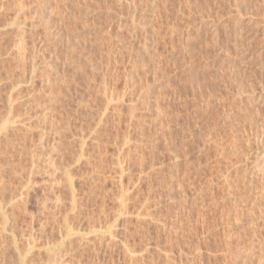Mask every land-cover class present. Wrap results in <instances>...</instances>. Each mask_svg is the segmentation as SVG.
<instances>
[{
    "label": "rangeland",
    "instance_id": "rangeland-1",
    "mask_svg": "<svg viewBox=\"0 0 264 264\" xmlns=\"http://www.w3.org/2000/svg\"><path fill=\"white\" fill-rule=\"evenodd\" d=\"M0 15V67L47 132L27 139L32 182L0 198V264H131L125 243L156 264H264V0H0Z\"/></svg>",
    "mask_w": 264,
    "mask_h": 264
},
{
    "label": "bare ground",
    "instance_id": "bare-ground-1",
    "mask_svg": "<svg viewBox=\"0 0 264 264\" xmlns=\"http://www.w3.org/2000/svg\"><path fill=\"white\" fill-rule=\"evenodd\" d=\"M8 2V1H7ZM16 2V1H15ZM12 3V2H11ZM10 3V5H12ZM5 4V3H4ZM20 4V3H19ZM9 5V6H10ZM13 5H14V2H13ZM17 5V4H16ZM4 6V5H3ZM52 6V5H51ZM6 7V6H5ZM6 8H9V7H6ZM44 9V8H43ZM46 10V9H45ZM48 11V10H47ZM45 12V11H44ZM52 12H53V10L51 9V10H49L46 14H44L43 12V16L42 15H39V17L41 18V16L43 17V18H41L42 20H45L46 21V28L47 27H51V26H49L50 24H51V22L52 21H54L53 19H55V17H53V15H52ZM7 13V12H6ZM37 13V12H36ZM38 14V13H37ZM1 16V15H0ZM3 18V17H2ZM45 18V19H44ZM1 19V18H0ZM41 20V21H42ZM15 21V20H14ZM43 22V21H42ZM15 24H17L18 22L16 21V22H14ZM19 24V23H18ZM17 24V25H18ZM43 24V23H42ZM48 28V29H49ZM51 29V28H50ZM49 29V30H50ZM24 30V29H23ZM1 32V34H2V31H0ZM5 32V31H4ZM58 33V32H57ZM57 33H55V34H57ZM0 34V35H1ZM23 35V34H22ZM3 37V36H2ZM1 40H0V42L4 39V38H0ZM19 40H20V38H19ZM23 40V39H22ZM1 44V43H0ZM2 45H3V47H4V44L2 43ZM2 45L0 46V47H2ZM26 45V44H25ZM262 45V44H261ZM261 45H259V46H261ZM2 47V48H3ZM23 47V46H22ZM41 47V46H40ZM20 48H21V45H20ZM24 48V47H23ZM261 48V47H260ZM264 48V47H263ZM2 50H4V49H2ZM264 50V49H263ZM4 51H6V50H4ZM257 52V51H256ZM1 54H2V51L0 52ZM22 52L20 51V54H21ZM28 53V52H27ZM4 54V53H3ZM6 54V53H5ZM258 54H260V52L258 51ZM263 54V53H262ZM23 55H25V54H23ZM261 55V54H260ZM1 56V55H0ZM4 56V55H3ZM22 56V55H21ZM9 57V56H8ZM3 58H6V56L5 57H3ZM3 58L1 57V59L0 60H2L3 61ZM20 58V57H19ZM22 59H19V63H20V61L21 60H23V56L21 57ZM258 58V57H257ZM7 59V58H6ZM261 59V58H260ZM257 60V59H256ZM255 60V61H256ZM2 61H0V63H1V65H2ZM4 61H5V59H4ZM22 62V61H21ZM264 63V62H263ZM0 65V66H1ZM3 65H5V63L3 64ZM20 65V64H19ZM17 66V65H16ZM16 66L14 67L15 69H16ZM56 66V65H55ZM261 66V65H260ZM1 68V67H0ZM3 68H5V66L3 67ZM3 68H1L0 70H2ZM18 68H20V67H17V69ZM6 70H2V71H0L1 72V74L3 75V73L4 72H6L5 74H7V75H5L6 76V78L3 76L2 77V75H0L1 76V78H0V80L1 79H5V81L4 80H2V83H1V81H0V94H1V92H3V88H4V90H6V91H8L7 92V94H6V92H4L5 94H6V96L3 94V95H1L0 96V99H1V97L3 96H5L6 97V100H4V98H2L3 100V103H5V104H2L1 103V101H0V105H2V106H0V107H5V109H7L6 111H5V109H2V108H0V109H2V110H4L5 111V114H4V111L2 112V113H0V198H2V196L5 194L4 192L5 191H7V190H9V189H11L9 192H12V191H15L14 190V188L16 187L17 189H19V192H20V194H23V189H21V188H27V185H29V183H31L32 182V177H33V168H34V166L36 165V155L33 153V150L31 149V145H34V143L32 144L31 143V145H30V143H28L27 144V139L29 138V137H33L34 136V134L33 133H35L34 132V130H35V126H37L38 127V125H33V123H32V121L33 122H35L34 120H32L33 118H32V110H33V107L31 106L32 105V103H31V97H29V98H26L25 96H26V93H24V90L23 89H21L22 88V86H21V88L19 87V85L20 84H16V82H15V79H12L11 77H13V75H15L14 73H11L13 70V67H12V69L11 70H7L8 68H5ZM44 69V68H43ZM43 69H41V70H43ZM20 70V69H19ZM14 71H16V70H14ZM44 71V70H43ZM43 71H41V72H43ZM45 72V71H44ZM44 72L42 73V74H44ZM11 74H13L12 76H11ZM60 74V73H59ZM18 75V74H17ZM17 75H15L14 77H17ZM57 78V77H56ZM58 79V78H57ZM51 80V79H50ZM12 81H14L15 82V85L13 84V82ZM19 81V80H18ZM55 81V80H54ZM53 81V82H54ZM66 81V80H65ZM20 82V81H19ZM18 82V83H19ZM66 83V82H65ZM18 85V86H17ZM26 86V85H25ZM9 88V89H8ZM20 88V89H19ZM24 88V87H23ZM2 90V91H1ZM63 90V89H62ZM64 91H65V89H64ZM16 94V95H15ZM68 96V95H67ZM57 99V98H56ZM262 100V99H261ZM55 102V99H52V102ZM57 101V100H56ZM63 102V101H62ZM149 103V102H148ZM5 105V106H4ZM64 106V105H63ZM37 108V107H36ZM36 108H35V110H36ZM66 108V107H65ZM2 110H0V112L2 111ZM38 110V109H37ZM66 110V109H65ZM68 112V111H67ZM4 114V115H3ZM40 114H42V113H40ZM37 118V117H36ZM44 119H45V121H46V119H47V117H43ZM40 119V122H42L41 120H44V119ZM39 119V118H38ZM41 125V124H40ZM38 128H40L39 129V131L41 132L40 133V143L41 144H43L44 142H46V137H47V132H46V128H45V126H40V127H38ZM58 130H57V132L58 133H60L59 132V127L57 128ZM37 131H38V129H37ZM33 135V136H32ZM85 136V135H84ZM81 138V137H80ZM84 138V137H83ZM29 139H33V138H29ZM28 139V140H29ZM84 140V139H83ZM82 140V141H83ZM32 141H34V140H32ZM80 141H81V139H80ZM30 142V141H29ZM85 142V141H84ZM86 143V142H85ZM84 143V144H85ZM83 144V143H82ZM81 144V145H82ZM87 144V143H86ZM85 144V145H86ZM92 144V143H91ZM85 145H82L81 147H80V150H79V154H78V160L80 159V156H82L83 154H84V146ZM87 146H88V144H87ZM67 149V151H68V149H69V151H71L70 149H71V145L69 146H67V147H65V149L64 150H66ZM69 151H68V153H69ZM65 151H63V154H62V156H65V155H67L66 153L67 152H65ZM89 156V155H88ZM95 157V156H94ZM92 158V157H91ZM101 158V157H100ZM86 161H91L90 159H88V160H86ZM262 162V161H261ZM95 163V162H94ZM82 164V163H81ZM86 164V163H85ZM90 164V163H89ZM101 164H103V163H101ZM261 164L260 163H258L257 162V164H256V166H257V169L260 171L261 170V172L263 171V167H262V165L260 166ZM80 166V165H79ZM94 166H96V165H94ZM82 168V167H81ZM96 168V167H95ZM123 169H125V168H123ZM127 169V168H126ZM146 169V168H145ZM93 171V170H92ZM151 174V173H150ZM144 177V176H143ZM149 177V176H148ZM134 178V177H133ZM131 179V178H130ZM147 179V178H146ZM82 182V181H81ZM15 183V184H14ZM19 184H22V186L23 187H17ZM84 184H85V182H84ZM90 184V183H89ZM96 184V183H95ZM67 185V184H66ZM68 185H69V189L71 190V193H72V205H73V208L75 209V210H77V217L79 218V216L82 214V207H81V197L79 198V196H78V199L80 200V201H78L77 200V196H76V191H78V189H75L76 187V185H75V183H74V179L72 178V177H69V180H68ZM82 185V184H81ZM97 185V184H96ZM95 185V187H97ZM92 186H94L93 184H91L90 185V187H91V189L93 190V188L94 187H92ZM99 186L100 185H98V188H99ZM138 186V185H137ZM152 187V186H151ZM68 188H67V190H68ZM134 189H135V187H134ZM69 190V191H70ZM80 190V189H79ZM94 191V190H93ZM79 192V191H78ZM78 192H77V194H78ZM92 192V191H91ZM29 193H30V191H27L26 193H25V197L26 198H28L29 197ZM80 193V192H79ZM94 192H92L91 193V195L93 194ZM71 195V194H70ZM96 195V194H95ZM13 196H14V194H11L9 197L11 198V200H12V198H13ZM76 197V198H75ZM91 197V196H90ZM90 197H89V199H90ZM124 201H125V199H124ZM122 202V201H121ZM81 203V204H80ZM125 204H127V203H125ZM123 205V204H122ZM12 206H14V203H13V205ZM16 206V205H15ZM83 206V205H82ZM144 206V208H145V206L146 205H143ZM1 207V206H0ZM126 208H127V206H126ZM147 206H146V209H144L145 211H147ZM12 209H14V207L13 208H11V210ZM128 210V209H127ZM143 211V210H142ZM7 212H8V210H7ZM12 212V211H11ZM124 212V211H123ZM140 212V211H139ZM2 213H3V216H4V218L2 217V219L4 220H0V234L2 233V231L5 229V227H7V224L9 223V218H8V214L6 213V211H5V209H4V212L2 211ZM125 213V212H124ZM143 213H145L144 211H143ZM141 214H142V212H140V214H139V216H140V218L138 217L137 219L139 220V225L140 226H142L143 228H144V226H145V223L147 222V223H149V221L145 218V217H143V216H141ZM146 214H147V212H146ZM147 215H149V214H147ZM1 216V215H0ZM125 218H126V216H124ZM131 217V216H130ZM155 217V216H154ZM153 217V218H154ZM121 218V217H120ZM1 219V218H0ZM127 219V218H126ZM124 219H122L121 221H123ZM130 220V219H129ZM126 221V220H125ZM135 221V220H134ZM129 222V221H128ZM167 222V221H166ZM123 223V222H122ZM127 222H125V224H126ZM156 223V222H155ZM161 223V222H160ZM136 224V223H135ZM164 224V223H163ZM115 226H116V224H115ZM119 227H121V225H119ZM128 227V226H127ZM148 228H149V226H147ZM163 227V226H162ZM1 228H3V229H1ZM126 228V227H125ZM139 228V227H138ZM141 228V227H140ZM155 228V227H154ZM119 230H121V229H119ZM141 230V229H140ZM148 230V229H147ZM139 231V230H138ZM112 232V231H111ZM123 232H125V231H123ZM147 232V231H146ZM146 232L144 231V233H145V235H143V237H145L144 239L145 240H149L150 238H149V236H148V234H146ZM114 233H115V231H114ZM113 233V234H114ZM97 234H98V232H97ZM100 234H102V233H100ZM117 234V233H116ZM128 234V233H127ZM129 235V234H128ZM141 235V234H140ZM150 235V234H149ZM108 236V235H107ZM106 236V237H107ZM151 236V235H150ZM98 237H101L102 238V236H98ZM97 237V238H98ZM131 237V236H130ZM84 239V238H83ZM103 239H104V236H103ZM95 240V239H94ZM96 240H98V239H96ZM96 240H95V242H96ZM108 240H109V238H108ZM111 240V239H110ZM113 240V239H112ZM115 240V239H114ZM124 240V239H123ZM127 240V239H126ZM125 240V241H126ZM101 241V240H100ZM99 241V242H100ZM93 242V241H92ZM98 242V241H97ZM115 242H116V240H115ZM119 242V241H118ZM100 243H102V242H100ZM111 243V242H110ZM71 244H73V242L71 241ZM81 244V248L82 249H84L85 248V246L88 244V241H87V243H85V241L83 242V243H80ZM82 244H84V245H82ZM86 244V245H85ZM93 244H95L94 242H93ZM126 244V247H125V253H126V255H127V257H129L128 259L130 260V263L132 264H135V263H138L139 262V260H140V262H142L143 264L144 263H146V262H144V260L145 261H147L148 260V258H146V255H147V252H146V254H145V249H142L141 248V253L140 254H138V253H133L130 249V247H128L127 246V243H125ZM2 245V241H1V239H0V246ZM96 245V244H95ZM114 245H115V243H114ZM113 245V246H114ZM119 245V244H118ZM83 246V247H82ZM79 247V246H78ZM109 247V246H108ZM164 248V247H163ZM144 250V251H143ZM78 251V250H77ZM81 251V249H79V252ZM160 251V250H159ZM161 252V251H160ZM81 253H83L82 251H81ZM166 254L165 255H167V252H165ZM169 253H171V251L169 252ZM73 254H76V253H73ZM72 254V255H73ZM82 255V254H81ZM125 255V256H126ZM160 256V255H159ZM151 257V256H150ZM72 258H73V256H72ZM153 258V257H152ZM144 259V260H143ZM147 259V260H146ZM170 259V255H168V257H166L165 256V260H169ZM152 261L154 260V259H151ZM151 260H148V261H150V262H152ZM164 260V259H163ZM171 260V259H170ZM148 261H147V264H148ZM149 262V263H150ZM154 263L156 262V263H158L157 261H153ZM152 262V263H153ZM171 262V261H170ZM152 263H150V264H152ZM153 263V264H154ZM155 263V264H156ZM167 263V262H166ZM138 264H141V263H138Z\"/></svg>",
    "mask_w": 264,
    "mask_h": 264
}]
</instances>
